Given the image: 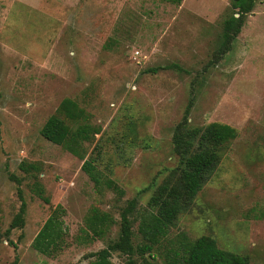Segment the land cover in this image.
<instances>
[{
    "label": "rangeland",
    "instance_id": "374dc122",
    "mask_svg": "<svg viewBox=\"0 0 264 264\" xmlns=\"http://www.w3.org/2000/svg\"><path fill=\"white\" fill-rule=\"evenodd\" d=\"M230 1L0 0V229L8 230L0 264H88L91 252L117 239L120 210L132 198L138 243L137 215L177 163L171 137L190 100L191 125L226 123L237 136L157 251L180 232L209 235L249 264H264V0L217 57ZM65 97L101 127L90 148L104 144L122 196L97 194L82 161L40 134ZM18 188L24 222L11 228ZM57 204L68 245L49 257L31 243ZM92 206L116 221L102 239L80 234ZM111 259L143 264L136 253L113 251Z\"/></svg>",
    "mask_w": 264,
    "mask_h": 264
},
{
    "label": "trees",
    "instance_id": "16d2710c",
    "mask_svg": "<svg viewBox=\"0 0 264 264\" xmlns=\"http://www.w3.org/2000/svg\"><path fill=\"white\" fill-rule=\"evenodd\" d=\"M256 0H231L229 11L222 21L221 40L216 49V56L228 52L237 35L245 24L246 16L252 12ZM192 100L186 106L181 120L175 125L171 137L173 154L177 157L174 167L168 169L161 180L154 186L147 201V207L137 215V232L140 241L133 243L134 232L131 218L136 212V199L132 198L120 210V229L116 240L95 252H91L88 264H115L111 257L113 251H119L129 257L138 254L143 264H249L248 255L239 254L218 247L216 240L209 235L194 239L184 232L176 235L174 240L159 253L162 241L180 214L188 210L196 194L209 179L220 162L228 145L237 136L236 128L221 122H209L194 126L189 122ZM132 132V129H130ZM101 127L91 122V116L72 98H63L55 112L51 114L40 129V134L53 144L79 158L82 171L88 176L97 194L106 190L113 191L118 197L124 194L112 177L116 162L106 152L104 144L95 141V135ZM125 135V134H124ZM90 148V149H89ZM123 147L119 152L123 153ZM26 171L28 168L20 165ZM30 168H35L31 166ZM36 194L48 203L43 187L35 182ZM21 203L18 212L10 223L11 228L22 227L24 222L25 202L18 188ZM65 209L57 204L32 240V247L39 253L55 257L67 245L68 231L64 223ZM113 216L97 206L90 207L84 217V224L79 229L82 237L90 240L104 238L111 225ZM8 230L0 229V242ZM145 254L152 258L150 261ZM159 258V259H158ZM129 261V264H134Z\"/></svg>",
    "mask_w": 264,
    "mask_h": 264
}]
</instances>
